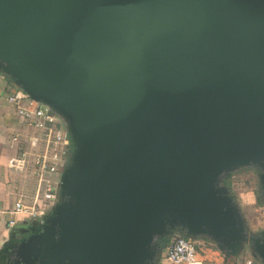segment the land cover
Segmentation results:
<instances>
[{"label":"water","instance_id":"water-1","mask_svg":"<svg viewBox=\"0 0 264 264\" xmlns=\"http://www.w3.org/2000/svg\"><path fill=\"white\" fill-rule=\"evenodd\" d=\"M0 72L70 142L13 264H157L174 232L264 264L222 183L254 167L264 197V0H0Z\"/></svg>","mask_w":264,"mask_h":264},{"label":"built area","instance_id":"built-area-1","mask_svg":"<svg viewBox=\"0 0 264 264\" xmlns=\"http://www.w3.org/2000/svg\"><path fill=\"white\" fill-rule=\"evenodd\" d=\"M5 80L4 95L14 106L19 125L10 136L14 154L7 167L11 175V187L15 196L7 213L5 224L12 228L18 224L19 216H26L28 222L42 221L59 198L62 172L68 158L70 142L61 117L48 106L32 99L28 93ZM204 238L178 235L160 252L157 262L161 264H206L207 253ZM204 249V250H203ZM218 252H221L218 250ZM223 254V253H222ZM225 264H239L234 257ZM240 264L255 263L247 257Z\"/></svg>","mask_w":264,"mask_h":264},{"label":"rangeland","instance_id":"rangeland-1","mask_svg":"<svg viewBox=\"0 0 264 264\" xmlns=\"http://www.w3.org/2000/svg\"><path fill=\"white\" fill-rule=\"evenodd\" d=\"M40 103L43 104V106H46L45 103L42 102ZM62 121H63L62 123L65 124L63 119ZM222 183L229 189L231 195L233 196L235 202L237 203L240 212L245 219L248 231L252 234H259L263 232L264 231V197L262 196L260 191L258 170L254 167H244L237 169L225 175V177L222 180ZM58 194H59V198H58L59 201L60 190ZM28 223H29L28 218H26V216L18 217V225H20L21 227L26 226ZM178 235H183V234L179 232H174L170 235V237L173 238ZM200 238H204L203 240L206 243L205 250H209V252L206 255L207 257L206 264H221L224 260L223 259L224 257L222 252H218L219 249L216 247L215 243L206 237H200ZM162 250L160 252H162ZM247 257L253 258L255 260V263H260L259 259L253 254V252L250 250V248L247 245L244 246V249L240 252V254H238L237 257H234V261L239 262L240 264ZM226 260L227 259H225L224 264ZM229 260L231 259H228L227 262ZM232 262L233 259L231 260V263ZM157 264H161V262H157Z\"/></svg>","mask_w":264,"mask_h":264},{"label":"crops","instance_id":"crops-1","mask_svg":"<svg viewBox=\"0 0 264 264\" xmlns=\"http://www.w3.org/2000/svg\"><path fill=\"white\" fill-rule=\"evenodd\" d=\"M5 85L4 78H0V248L15 232L16 236L18 228L21 227L17 224L12 228H8L5 224V217L8 214L2 212L11 209L15 199L11 187L12 177L9 174L7 162L14 154L10 136L19 125L14 106L9 104L5 98ZM0 264H3L1 260Z\"/></svg>","mask_w":264,"mask_h":264},{"label":"flooded vegetation","instance_id":"flooded-vegetation-1","mask_svg":"<svg viewBox=\"0 0 264 264\" xmlns=\"http://www.w3.org/2000/svg\"><path fill=\"white\" fill-rule=\"evenodd\" d=\"M24 235V233L18 232L17 235L15 236V240H18ZM19 243V241H17ZM16 243V245H17ZM14 250L15 248L13 247L12 249L10 248L8 251H5L0 254V260L2 261L3 264H13L14 263ZM23 264V263H21Z\"/></svg>","mask_w":264,"mask_h":264},{"label":"trees","instance_id":"trees-1","mask_svg":"<svg viewBox=\"0 0 264 264\" xmlns=\"http://www.w3.org/2000/svg\"><path fill=\"white\" fill-rule=\"evenodd\" d=\"M171 239H172V237L169 236V238H165L162 241V243H161V250L164 249L168 245V243H170Z\"/></svg>","mask_w":264,"mask_h":264}]
</instances>
